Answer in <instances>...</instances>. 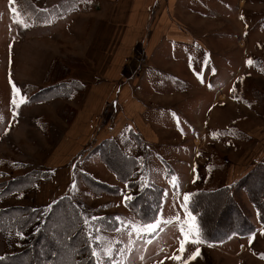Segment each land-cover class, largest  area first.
Segmentation results:
<instances>
[{"label":"rangeland","instance_id":"374dc122","mask_svg":"<svg viewBox=\"0 0 264 264\" xmlns=\"http://www.w3.org/2000/svg\"><path fill=\"white\" fill-rule=\"evenodd\" d=\"M26 1L33 3L34 9L48 13L56 12L58 3L62 5L66 1L68 6L76 3L23 0L26 5ZM8 5L9 12H6L4 0H0V116L3 117L0 120V190L20 176L25 175L26 181H32L40 173L51 175L36 180L30 188L0 197V208L37 207L22 204L27 196L35 195L36 184L50 180L55 170L75 165L72 182L85 190L76 189V196H69L77 199L85 219L90 222L106 217L108 226L115 220L118 222L115 229L105 225L96 229L98 264H254L257 261L254 256L264 258V225L258 222L257 211L244 189L234 187L232 195L240 216L246 217L254 231L247 235L232 234L217 242L206 241L197 234L188 200H184L185 194L189 197L203 186L233 184L264 160V26L258 36L264 0H196L192 15L194 28L189 29L194 39H186L187 44L177 46L165 42L164 47L154 50L155 57L143 63L137 75L141 95L135 96L147 108L143 119L158 122L164 130L159 133L158 142L149 141L139 132L142 145L132 132L123 137L129 140L125 143L128 153L144 162L143 165L140 160L142 167L130 178L136 183L133 188L126 187L109 169L118 180L115 184H111L117 181L115 178L96 173V179L113 185L117 194L95 192L84 182L81 173L92 169L89 164L100 163L98 159L82 165L78 157L70 159L57 154L52 157L53 152L62 150L59 138L66 129L64 123L70 122L77 112L80 104L77 92L81 86L72 79L69 89L65 87L68 90L55 88L53 73L62 74L67 67L71 73L74 68L84 67L79 56L66 50H78L79 29H83L84 36L90 21L77 17L70 26L58 27L54 41L45 37L38 39L45 29L33 25L46 22L32 23L31 17L39 20L47 17V13L35 16L36 12H30V16L20 17L12 0ZM52 5L54 8H50ZM77 9L78 0L76 9L69 12ZM13 14L23 24H20L23 36L19 38L20 28L9 26ZM13 85L17 89L15 95ZM50 87L55 88L50 91L52 94L42 93ZM56 92L60 96L46 98ZM71 115L72 119L68 120ZM172 177L176 179L173 181ZM146 184H156L164 191L158 217L150 222H160V229L156 231L142 223L124 199L135 197ZM54 185L57 188L55 181ZM25 191L28 194L16 200ZM15 193L20 194L11 196ZM40 219L22 231L23 239L17 232H0V256L19 252L27 246L35 232L32 229ZM182 240L183 250L180 249ZM197 249L199 252L193 258Z\"/></svg>","mask_w":264,"mask_h":264},{"label":"crops","instance_id":"0c3cea01","mask_svg":"<svg viewBox=\"0 0 264 264\" xmlns=\"http://www.w3.org/2000/svg\"><path fill=\"white\" fill-rule=\"evenodd\" d=\"M8 2L11 0H4L6 12H9L10 8ZM195 3L196 0H78L79 9L69 12L58 21L33 25L38 29H45L37 36L38 39L45 37L54 41L58 27L70 26L77 17L82 21H90L88 30L85 27L84 36H82L83 29L81 27L79 29L78 40L76 38L78 50L72 52L66 50L79 56L84 64L82 68L72 69L66 78L67 81L73 79L80 83L77 92L80 104L73 119L70 122H63L66 124V129L59 138L61 142L59 146L62 150L53 152L52 157L56 154L70 159L78 157L81 160L78 162L82 165L96 158L100 163L89 164L92 169L85 173L95 179L98 173L117 180L98 154L88 155L90 150L101 141L117 138L123 132L130 130L139 137L140 145L143 140L139 132L149 141H159V133H163L164 128L156 121L143 119L142 115L146 113L147 108L140 98L135 96V94L141 95L140 80L137 75L143 63L155 57L154 50L164 47L165 42H169L170 46H177L182 43L187 44L186 39H194L189 29L194 28L192 15H194ZM54 5L50 8H54ZM10 10L12 11V7ZM13 16L9 26L20 28L18 38L22 37L23 24L17 21L16 15ZM262 32L263 24L258 36ZM64 40L67 42V38ZM64 48L67 49V44H64ZM157 156L164 159L159 153ZM140 160L144 165L143 159ZM72 169H75V165L67 169L55 170L56 174L50 180L36 184L35 195L27 196L22 204L47 207L60 195L72 194L71 196L74 197L76 189L85 190L82 185V187L76 186L75 189L71 187L74 173ZM117 182L118 180L112 181L111 184ZM17 194L20 193L11 196ZM21 194V197L15 199L20 200L28 193L25 191ZM74 201L78 203L75 198ZM38 223L33 227V232L38 227ZM17 250H20L19 246ZM254 258L257 260L254 264H264V258L256 256Z\"/></svg>","mask_w":264,"mask_h":264},{"label":"trees","instance_id":"16d2710c","mask_svg":"<svg viewBox=\"0 0 264 264\" xmlns=\"http://www.w3.org/2000/svg\"><path fill=\"white\" fill-rule=\"evenodd\" d=\"M12 1L15 5V11L20 17L24 14L29 15L30 12H36L35 16L46 12V10L34 9L33 3L27 1V5L24 4L23 0ZM64 2L60 3H63L62 5L58 3L56 12H46L47 17L45 18H39L38 20L31 17L32 23H48L76 9L77 0H70L72 3L76 2L73 4L74 6H68L67 2ZM262 21L264 26V16ZM57 68L62 67L58 66ZM64 70L66 71L62 74L53 73L55 76L53 82H57L55 88L60 90L67 89L69 83L73 81L66 80L70 73L69 68L67 67ZM55 88L50 87L42 93L47 91L52 94ZM60 90L58 91L61 93ZM55 96H60V94L56 92L46 98L50 99V97ZM72 117L73 115L69 116L68 120H71ZM130 132L138 137L131 130L125 131L117 138H108L101 141L89 152L99 153L102 161L116 175L118 180L126 183L127 187L133 188L136 183L131 181L130 178L137 173V169L142 167V164L138 157L128 153L129 148L125 143L129 140L123 137ZM138 141L140 142V139ZM81 174L84 182L95 192L117 194V190L113 185L98 181L88 173L82 172ZM50 175L49 172L46 175L40 173L32 181H26L25 175L20 176L14 179L13 184L10 183V185L0 190V197L30 188L36 180L43 177L48 178ZM234 187L246 191L250 202L257 211L258 222L264 225L263 160L257 162L233 184L217 187L203 186L190 193L187 206L194 217L197 234L206 241L217 242L232 234L247 235L254 231L253 225L249 223L246 217L240 216L238 205L232 195ZM163 192V188L156 184H150L148 187L143 186L135 197H131L126 201V204L133 209L136 217L142 223L153 222L158 217ZM39 219L38 227L32 234L27 246L19 252L3 254L0 256L3 257L0 264H98L97 257L91 255L92 250H96L99 246L95 241L97 227L105 225L115 229L118 226V222L114 218V224L108 226L106 224L108 218L106 217L92 219L89 225H85V217L81 208L68 194H63L51 201L46 208L29 205H12L0 208V232H22ZM236 219L237 223L235 222Z\"/></svg>","mask_w":264,"mask_h":264},{"label":"snow or ice","instance_id":"6c2138e0","mask_svg":"<svg viewBox=\"0 0 264 264\" xmlns=\"http://www.w3.org/2000/svg\"><path fill=\"white\" fill-rule=\"evenodd\" d=\"M25 26H27V25H25ZM248 63L251 64L252 61H248ZM16 91H17V89H16V87L13 85V94H14V95H15ZM12 103L15 104V100H14V99H13ZM16 106L19 107V105H16ZM14 115H15V113H14ZM2 119H3V117L0 116V120H2ZM172 179H173V181H174L176 178H175V177H172ZM148 186H149V185H147V184L145 185V187H148ZM173 186H174V185H173ZM71 187H72L73 189H75V187H76L75 183H73V184L71 185ZM126 187H127V185H126ZM124 199H125V200H129V199H131V197H129V196H125ZM184 200H185V201L188 200V195H187V194L184 195ZM94 219H95V218H94ZM89 223H90L89 220H87V219L84 220V224H85V225H89ZM145 223H147L148 227H149L150 229H152L153 231H156V230H159V229H160V222H157L156 224H153V223H150V222H145ZM165 223H167V221H165ZM182 231H183V229H181V232H182ZM151 234H152L151 232L148 233V235H151ZM16 235L19 236L21 239L24 238L22 232H17ZM97 239H99V237H97ZM149 242H150V241H149ZM180 249H181V250L184 249V241H183V240L180 242ZM198 252H199V249H197V253H194V254H193V258H194V256H195L196 254H198ZM91 255H92L93 257H96V256L98 255V253H97V251H96L95 249H93L92 252H91ZM173 258H174V259H178V257H173ZM2 259H3V257H0V260H2Z\"/></svg>","mask_w":264,"mask_h":264}]
</instances>
